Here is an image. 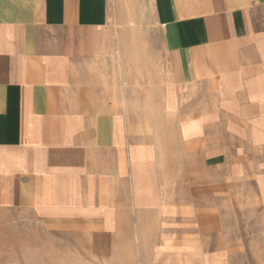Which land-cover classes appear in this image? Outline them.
Instances as JSON below:
<instances>
[{
  "label": "crops",
  "instance_id": "crops-1",
  "mask_svg": "<svg viewBox=\"0 0 264 264\" xmlns=\"http://www.w3.org/2000/svg\"><path fill=\"white\" fill-rule=\"evenodd\" d=\"M144 2L0 0V210L93 238L119 226L127 178L137 217L167 209L137 120L159 116L199 158L196 194L244 197L264 233V0H148L145 44L159 28L168 59L143 101L125 37Z\"/></svg>",
  "mask_w": 264,
  "mask_h": 264
},
{
  "label": "rangeland",
  "instance_id": "rangeland-1",
  "mask_svg": "<svg viewBox=\"0 0 264 264\" xmlns=\"http://www.w3.org/2000/svg\"><path fill=\"white\" fill-rule=\"evenodd\" d=\"M147 1L137 3V21H129L130 27L137 26V36L125 37L126 60L137 62V96L143 101L150 76H156L161 86L168 59L159 28L152 27L149 47L145 44L144 25L151 20ZM137 120L146 129L142 142L149 145L141 149L146 157L142 173L153 175L154 192H160L157 203L166 199L168 208L137 217L127 178L126 204H121L114 220L119 226L93 238L49 228L35 213L0 210V264H264L260 213L255 208L247 211L244 197L196 194L202 165L198 157L183 153L180 134L165 132L159 116ZM238 189L242 191L244 184ZM186 206L190 213L182 215Z\"/></svg>",
  "mask_w": 264,
  "mask_h": 264
}]
</instances>
